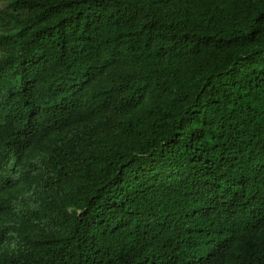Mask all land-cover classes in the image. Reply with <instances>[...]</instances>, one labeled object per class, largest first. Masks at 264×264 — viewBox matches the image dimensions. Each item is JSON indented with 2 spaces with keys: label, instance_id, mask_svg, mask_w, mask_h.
Masks as SVG:
<instances>
[{
  "label": "trees",
  "instance_id": "trees-1",
  "mask_svg": "<svg viewBox=\"0 0 264 264\" xmlns=\"http://www.w3.org/2000/svg\"><path fill=\"white\" fill-rule=\"evenodd\" d=\"M0 264H264V0H3Z\"/></svg>",
  "mask_w": 264,
  "mask_h": 264
},
{
  "label": "rangeland",
  "instance_id": "rangeland-1",
  "mask_svg": "<svg viewBox=\"0 0 264 264\" xmlns=\"http://www.w3.org/2000/svg\"><path fill=\"white\" fill-rule=\"evenodd\" d=\"M3 3H4V2H3V0H0V6H2V5H3Z\"/></svg>",
  "mask_w": 264,
  "mask_h": 264
}]
</instances>
